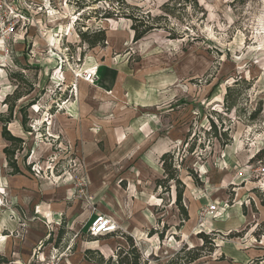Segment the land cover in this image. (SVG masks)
Masks as SVG:
<instances>
[{
  "label": "rangeland",
  "instance_id": "rangeland-1",
  "mask_svg": "<svg viewBox=\"0 0 264 264\" xmlns=\"http://www.w3.org/2000/svg\"><path fill=\"white\" fill-rule=\"evenodd\" d=\"M124 1L162 17L166 30L134 42L130 21L104 18L112 4L119 5L115 0H67L65 6L58 1L61 7L52 18L28 27L9 52L0 49V217L12 218L17 203L22 213L20 200L33 201L32 193L42 204L48 203L43 191L65 189L61 202L77 214L71 227L62 217L64 233L57 246L73 247L58 256L70 259L80 244L96 241L107 254L104 247L124 230L92 239L88 213H100L99 205L114 194L120 202L127 200L134 213L142 210L138 205L156 203L150 230L146 227L140 237L131 234L150 264H166L185 244L201 246L200 233L214 239L215 252L195 264H264V223L246 220L245 208L236 214L237 207L250 202L237 201L235 193L249 182L264 190V0H191L177 9L170 0ZM60 24L73 25L70 36L67 28L60 32ZM87 30L93 35L104 30L105 43L94 48L84 43L79 34ZM64 55L69 63L61 75L56 69ZM87 62L98 68L97 77L88 88H79L78 99L74 86L82 80L74 78L73 70L82 76ZM98 88L104 97L95 100ZM70 101L81 110L80 121L89 119L91 127L107 133L90 153L66 134L73 127L63 120L67 111L62 109ZM159 141L162 150L154 152ZM167 150L184 185L186 222L176 205L175 181L157 184L165 179L159 154ZM260 151V161L250 162ZM141 159L150 177H141ZM13 189L20 194L14 196ZM85 195L93 198L92 206ZM212 205L219 214L202 219L201 212ZM250 211L256 219V209ZM151 231L162 239L149 237Z\"/></svg>",
  "mask_w": 264,
  "mask_h": 264
},
{
  "label": "crops",
  "instance_id": "crops-1",
  "mask_svg": "<svg viewBox=\"0 0 264 264\" xmlns=\"http://www.w3.org/2000/svg\"><path fill=\"white\" fill-rule=\"evenodd\" d=\"M91 61V60H90ZM109 65V64H108ZM105 66V65H104ZM95 69V64L93 62H87L85 64V70ZM64 72V71H62ZM64 75V74H63ZM66 77L69 75L65 74ZM82 80V79H81ZM90 83H86L83 80L78 81L76 83V92L77 97L79 99L80 96V90L84 88H88ZM73 87V86H71ZM71 87H68L69 89ZM104 91L100 88L96 89V97L94 98L97 100V98H102ZM70 106H67L65 109H62V111H67L66 114H64V119L66 122H69L72 124L70 127H73V129L69 130L66 129V134L68 137H70L71 142L76 145L83 143L84 146V152L90 153L93 151L92 145L94 142L100 138V140L107 139L106 134L104 131H102L100 128L97 127H91V122L89 119L80 121L77 115L81 112L79 108L71 101L69 102ZM67 104V103H66ZM70 108V109H69ZM61 118V117H60ZM62 120V119H61ZM83 124V125H82ZM76 125L79 127L76 129ZM157 135V134H156ZM155 135V137H156ZM103 136V137H102ZM103 138V139H102ZM156 137V141H157ZM110 140V139H109ZM113 145H115L116 141L115 139L112 140ZM155 143V140H154ZM162 143L159 141V143L156 142V144L152 147L154 152H158L162 150L161 148ZM147 149H150L149 147ZM168 150H170L168 148ZM162 151L159 156H162L164 153L168 152ZM102 154V152L100 151ZM99 156V155H98ZM107 157L106 155H104ZM145 159V158H144ZM141 159L137 164L138 168L140 169V175L142 178L150 177L151 172L145 171L144 167L148 168V165L146 160ZM93 158L88 159V162H91ZM153 184V183H152ZM18 188V187H17ZM258 189L254 184L249 182L245 188H240L239 190H235L237 201H245L247 203V200L250 202V206L242 205V207H237L236 214H239L240 210L242 211L243 208L247 211V217L246 220L252 222V224L260 225L264 223V207L261 206L260 201L258 203L257 200L255 201V193L254 190ZM62 190V191H60ZM57 193L53 194L51 191H43V197L45 200H48V203L43 202L42 204L38 201L40 198V195H37L36 193H32L34 196L33 201H26L24 202L21 198L20 204H21V210L22 213L19 212L20 205L13 206V212L12 218H4L0 217V260L3 262V264H34L33 263V254L34 251L37 250L40 243H43V248L40 252V260L45 259L51 250L52 246H56L59 249L60 253H63L66 250V253L70 252L73 244L66 243L63 247H58L57 240L60 232V228L62 226V217L66 216L69 226L74 225L76 222V208H69L67 206V203H62L61 201L65 200L66 196V190L60 189ZM245 190V191H243ZM150 191V190H148ZM157 187L155 186L152 192L153 197L154 194H156ZM11 193L16 196L17 194H20V191L18 189L11 190ZM119 193V192H118ZM150 193V192H148ZM2 194V193H1ZM4 195V194H2ZM118 195H122L119 193ZM139 195V194H137ZM145 195V194H144ZM160 197V196H159ZM124 199V198H123ZM149 198L145 199L148 201ZM107 202L99 205L98 212L105 214L109 217H111L119 227H121L124 230V233L121 235H127L129 237H132L131 234H138V237L142 236L143 233H145L146 227L149 229L150 226L156 221L154 217V211L156 210V203H153V201H150L148 205H138L139 208H142V210L138 211V213H134L131 206L128 204L127 200H124V202L118 201L119 199H115L114 194H109V197L107 198ZM157 200V199H156ZM52 204H49L50 202ZM132 204H136V202L133 203V198H131ZM244 202V203H245ZM85 206V205H84ZM252 209L253 213L254 209H256V219L251 218L249 216V213L252 214L250 211ZM24 210V211H23ZM88 218H94V213H88ZM8 215V214H7ZM254 215V214H253ZM244 219V220H245ZM252 220V221H251ZM142 226L143 228L138 227ZM73 227V226H72ZM150 230V229H149ZM117 233V232H116ZM111 233L104 236H113ZM120 236L121 238L117 237V241L114 240V243H111L110 246L104 247L106 250L105 254L102 252V246L98 244V242H91L92 245H89L88 243L86 246L80 244L78 246V251L71 256L70 259H66L63 261V264H93L90 262H87L84 259L85 252L88 250H96L101 255H114L115 249L117 250L118 247H124V243L127 244V241L124 237ZM50 237V238H49ZM100 237L92 238V239H99ZM133 238V237H132ZM76 243H78L76 241ZM97 244V245H96ZM115 246V248H114ZM261 248V247H260ZM68 249H70L68 251ZM114 249V251H113ZM84 253V254H82ZM66 255V254H65ZM110 256V255H109Z\"/></svg>",
  "mask_w": 264,
  "mask_h": 264
},
{
  "label": "trees",
  "instance_id": "trees-1",
  "mask_svg": "<svg viewBox=\"0 0 264 264\" xmlns=\"http://www.w3.org/2000/svg\"><path fill=\"white\" fill-rule=\"evenodd\" d=\"M114 1V0H112ZM119 5L114 6L112 4V10L106 11V19H125L132 23L131 30L134 32V42H139L151 33L156 30H166L162 25V17H152L150 13H143L142 9L136 6H132L126 3L124 0H115ZM191 0H170V3L176 4V9L186 8L190 4ZM113 3V2H112ZM78 4V3H77ZM169 7L168 10H170ZM81 40L84 43H87L90 47L94 48L96 46H101L106 41V33L104 30H99L94 35L90 33V30H87L84 33L79 34ZM7 131L4 130L3 136L7 135ZM5 138V137H4ZM263 151L258 152L250 162L260 161ZM160 163L162 164V169L165 174V179L158 180V187H162L163 184L167 182L175 181L178 185L176 189V205L180 210L182 220L184 222L189 220V215L186 209L182 206V195L184 185L179 181L177 167L175 166L174 155L171 152L164 153L161 156ZM16 173H20L19 169H16ZM168 191V189H166ZM254 193L258 195L260 199L261 206L264 207V190L256 189ZM63 228L59 232L57 244L61 242L63 237ZM155 234L162 239V235H159L158 231H151L149 237H153ZM127 241L128 249L119 247L115 256L109 258H104L96 250H88L85 252L84 259L87 262L93 264H150L148 259H145L139 248L135 245L133 238L127 235H123ZM199 239L202 240V245L189 249L185 244L178 251V253L166 264H195L206 256H211L215 252V242L214 239L210 238L205 233L198 234ZM56 244V245H57ZM209 247V250L206 252V249Z\"/></svg>",
  "mask_w": 264,
  "mask_h": 264
},
{
  "label": "built area",
  "instance_id": "built-area-1",
  "mask_svg": "<svg viewBox=\"0 0 264 264\" xmlns=\"http://www.w3.org/2000/svg\"><path fill=\"white\" fill-rule=\"evenodd\" d=\"M22 1H24L23 5ZM58 1H62V6L67 5V0H0V49H6V52H9V48L17 42V38H23L25 35L24 31L28 32L29 29L33 30L34 26L40 27L43 25V18L45 20L52 18L57 12L56 10L61 7V4L58 5ZM28 2H31V4H28ZM34 2L39 3V5L34 6ZM19 4L21 8L25 6L24 9L21 10ZM50 20L48 22L52 24ZM20 23H22V27H19ZM30 26L31 28L28 29ZM12 40L13 43H11ZM64 50L69 53L68 48H64ZM58 61L59 65L56 71L63 75L62 71L65 64L69 62L65 55L59 56ZM79 72L73 70V74L76 76L74 78H81L84 82L92 84L96 81L98 68L95 67L94 71L87 70L82 76H79ZM85 197L88 206H92L93 198L89 195H85ZM219 211L220 209L216 205H212L206 211L201 212L200 215L202 219H207L208 216L215 218ZM118 231L119 226L111 217L102 213H94L93 221L88 229V235L96 238ZM42 248L43 243H40L37 250L34 251L32 257L34 264H63V256H58L60 252L55 246L51 247L49 255L45 259L40 260ZM63 253H66V250Z\"/></svg>",
  "mask_w": 264,
  "mask_h": 264
},
{
  "label": "bare ground",
  "instance_id": "bare-ground-1",
  "mask_svg": "<svg viewBox=\"0 0 264 264\" xmlns=\"http://www.w3.org/2000/svg\"><path fill=\"white\" fill-rule=\"evenodd\" d=\"M60 22L62 21L61 19H58ZM68 29V31H69V33H68V35L67 36H70V34H71V31H72V29H73V25H67V26H65L64 27V25H62V24H60V26H59V29H60V32L62 33L64 30H67ZM51 47H53V46H51ZM60 48V47H59ZM91 71H94L95 69H90ZM65 112V111H64Z\"/></svg>",
  "mask_w": 264,
  "mask_h": 264
}]
</instances>
